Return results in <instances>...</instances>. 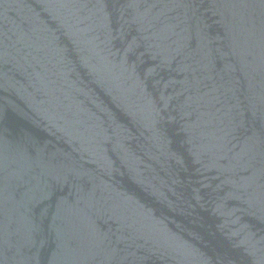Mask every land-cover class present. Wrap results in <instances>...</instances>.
<instances>
[{
    "label": "water",
    "instance_id": "obj_1",
    "mask_svg": "<svg viewBox=\"0 0 264 264\" xmlns=\"http://www.w3.org/2000/svg\"><path fill=\"white\" fill-rule=\"evenodd\" d=\"M0 264H264V0H0Z\"/></svg>",
    "mask_w": 264,
    "mask_h": 264
}]
</instances>
